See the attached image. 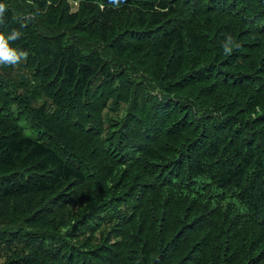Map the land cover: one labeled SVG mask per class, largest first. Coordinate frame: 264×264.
Segmentation results:
<instances>
[{"label":"trees","instance_id":"trees-1","mask_svg":"<svg viewBox=\"0 0 264 264\" xmlns=\"http://www.w3.org/2000/svg\"><path fill=\"white\" fill-rule=\"evenodd\" d=\"M0 4V264H264V0Z\"/></svg>","mask_w":264,"mask_h":264},{"label":"clouds","instance_id":"clouds-1","mask_svg":"<svg viewBox=\"0 0 264 264\" xmlns=\"http://www.w3.org/2000/svg\"><path fill=\"white\" fill-rule=\"evenodd\" d=\"M5 11V5L0 4V14ZM17 37V33L13 32L7 39H5L3 34H0V64L15 65L21 59L26 56V53H17L13 48L9 47L8 40H14Z\"/></svg>","mask_w":264,"mask_h":264}]
</instances>
